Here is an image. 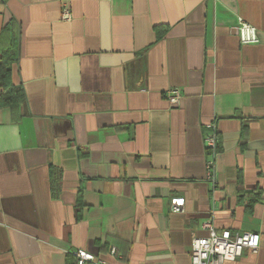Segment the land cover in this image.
Listing matches in <instances>:
<instances>
[{"label": "crops", "instance_id": "1", "mask_svg": "<svg viewBox=\"0 0 264 264\" xmlns=\"http://www.w3.org/2000/svg\"><path fill=\"white\" fill-rule=\"evenodd\" d=\"M13 42L24 99L0 104V264H74L76 248L191 264L208 218L260 234L224 264H264V0H0V56Z\"/></svg>", "mask_w": 264, "mask_h": 264}, {"label": "built area", "instance_id": "2", "mask_svg": "<svg viewBox=\"0 0 264 264\" xmlns=\"http://www.w3.org/2000/svg\"><path fill=\"white\" fill-rule=\"evenodd\" d=\"M61 17L64 20L71 19V12L67 6L62 8ZM237 34L241 44L257 43L259 41L256 28L239 17L237 19ZM181 92L178 88H170L166 91V98L171 105L178 103ZM206 151L207 179L215 180V156L218 152V138L215 125H209L204 135ZM182 199L173 201L171 209L180 210ZM202 227L206 229L204 236H194L191 242L190 262L191 264H224L235 261L245 250L257 252L260 246V234L253 231L231 232L228 229H216L211 219H206ZM112 255L114 248L110 249ZM77 264H105V261L95 254L83 249L76 248L73 251Z\"/></svg>", "mask_w": 264, "mask_h": 264}, {"label": "trees", "instance_id": "3", "mask_svg": "<svg viewBox=\"0 0 264 264\" xmlns=\"http://www.w3.org/2000/svg\"><path fill=\"white\" fill-rule=\"evenodd\" d=\"M13 44L4 51L0 56V88L8 92L6 97H2L3 101L0 104H11L15 101H22L24 99V92L22 88L13 86L11 83V65L13 62ZM74 264L76 263V258L74 256Z\"/></svg>", "mask_w": 264, "mask_h": 264}, {"label": "rangeland", "instance_id": "4", "mask_svg": "<svg viewBox=\"0 0 264 264\" xmlns=\"http://www.w3.org/2000/svg\"><path fill=\"white\" fill-rule=\"evenodd\" d=\"M250 264H256V263H255V259H253V260L250 262Z\"/></svg>", "mask_w": 264, "mask_h": 264}]
</instances>
